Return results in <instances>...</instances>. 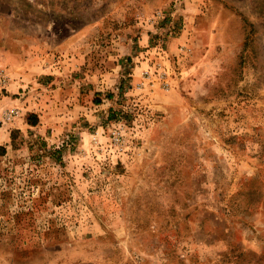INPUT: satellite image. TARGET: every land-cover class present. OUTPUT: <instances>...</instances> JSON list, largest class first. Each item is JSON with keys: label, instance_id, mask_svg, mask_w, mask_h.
Returning <instances> with one entry per match:
<instances>
[{"label": "rangeland", "instance_id": "1", "mask_svg": "<svg viewBox=\"0 0 264 264\" xmlns=\"http://www.w3.org/2000/svg\"><path fill=\"white\" fill-rule=\"evenodd\" d=\"M0 73V264H264V0H0Z\"/></svg>", "mask_w": 264, "mask_h": 264}, {"label": "built area", "instance_id": "2", "mask_svg": "<svg viewBox=\"0 0 264 264\" xmlns=\"http://www.w3.org/2000/svg\"><path fill=\"white\" fill-rule=\"evenodd\" d=\"M2 77H5V75L0 73V80ZM143 79L145 82L144 85H148L151 89H156L158 87L168 91L171 88L168 73L160 64L157 65L154 72L150 70L144 71ZM3 82H5V80Z\"/></svg>", "mask_w": 264, "mask_h": 264}, {"label": "trees", "instance_id": "3", "mask_svg": "<svg viewBox=\"0 0 264 264\" xmlns=\"http://www.w3.org/2000/svg\"><path fill=\"white\" fill-rule=\"evenodd\" d=\"M39 120L37 115H30L28 117V123L32 126H36L38 124Z\"/></svg>", "mask_w": 264, "mask_h": 264}]
</instances>
